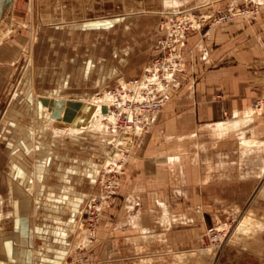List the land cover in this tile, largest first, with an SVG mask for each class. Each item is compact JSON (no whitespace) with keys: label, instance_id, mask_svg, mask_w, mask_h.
Wrapping results in <instances>:
<instances>
[{"label":"rangeland","instance_id":"obj_1","mask_svg":"<svg viewBox=\"0 0 264 264\" xmlns=\"http://www.w3.org/2000/svg\"><path fill=\"white\" fill-rule=\"evenodd\" d=\"M263 8L256 0H15L8 8L0 23V141L7 140L0 142V179L8 173L6 163L17 167L22 162L21 152L26 170L39 165L51 170L45 182L52 187L50 199L56 205L69 199L72 205L54 209L72 212L66 223L69 234L56 244L67 249L58 264L64 259L63 264H264V172L255 173L257 148L252 146L251 155L244 153L240 130L232 129L215 143L203 130L199 149L191 138L184 142L187 162L199 151V159L190 165L198 167L200 180L208 167L215 175L208 177V185H185L181 191L174 166L153 168L160 152L175 150L158 135L160 118L141 135L131 133L130 156L119 159L118 168L103 164L116 147L114 141L102 142L99 133L92 134L94 129L56 133L48 106L39 99L94 98L114 91L116 100L134 106L138 92L129 85L147 81L149 75L158 84L155 61L169 62L172 55L176 62L169 63L175 69L160 72L166 76L173 71L169 90H188L192 104L204 73L214 65L199 57L198 44L213 51L218 47L214 29L240 18L252 24ZM180 25L185 36L174 41ZM249 106L256 110L255 118L262 117L264 93ZM125 111L117 123L100 114L97 122H111L107 131L115 135L126 130ZM243 115L239 110L238 116ZM238 116L231 111L217 119ZM248 126L242 127L244 135L252 137ZM22 139L25 143H18ZM39 152L45 157L40 164ZM135 155L142 160L146 156L147 175L132 166ZM225 163L232 169L228 178L220 174ZM188 171L193 172L191 167ZM141 226L148 231L143 233Z\"/></svg>","mask_w":264,"mask_h":264},{"label":"crops","instance_id":"obj_2","mask_svg":"<svg viewBox=\"0 0 264 264\" xmlns=\"http://www.w3.org/2000/svg\"><path fill=\"white\" fill-rule=\"evenodd\" d=\"M256 1L261 4L264 3V0ZM212 37L215 43L218 44V47L213 51H210L208 46L204 44H198L199 57L208 59L215 66L213 65L211 70L204 73L200 81L201 87L192 95L194 96L191 100L192 104H189L191 93L187 95L185 92L188 90L182 89L176 92L177 88L171 87L168 92V103L161 109L154 122L156 124L160 118L158 121V135H160L162 142L167 143V148H175V150L166 153L160 152L159 158L156 160L151 156L154 160L153 168L156 166L155 171H159L164 167L163 164L174 166L175 169L173 170L180 178L178 180L181 184V191L185 189V185H208L211 182L208 177L211 174L215 175V171L208 167L206 168L207 172L203 173L206 178L204 181L200 180L198 167L190 165L199 159V151L197 150L198 152H194L190 157L192 163L187 162V152L182 151L184 142L191 138L199 149V145L204 142L200 141V136L204 134L203 130L208 131L206 132L212 143L225 139L230 132L219 137L213 132L212 128V125L216 122L228 121L217 119L221 113L245 110L256 97L264 93V8L252 24L240 18L231 24H226L222 29H214ZM193 41L194 39H191L190 42ZM206 119L210 121L206 122ZM252 122L256 137L264 140V115L255 118L254 114ZM89 129L91 130L89 127H84L81 131L91 133ZM249 131L251 132L250 129ZM6 141L1 139L0 142L5 143ZM18 143L24 144L25 141L24 139L18 140ZM168 143L171 144L168 145ZM255 151L256 155L253 156L254 158L252 157L255 161V173L260 175L258 172L261 169L260 162L264 157V147L255 149ZM55 152L56 150L53 153L54 159ZM146 153L144 154L147 155ZM38 154L37 160L40 164L45 157L44 153L40 154L39 152ZM172 154H177L179 161L169 163L167 157ZM129 156L130 154H128ZM21 157V160H19L22 162L19 165L17 164L18 168L13 163H6L8 173L0 179V197L6 198L11 192L13 198L10 205L5 201L0 204V264H58L67 249L56 244L62 243V240L69 234L66 223L69 222L68 218H71L72 212L71 210H65L62 212L63 214H58L54 209L57 206H64L68 209L72 205L69 199H63L57 205L50 199L49 192L52 191V187L45 184L47 175L51 174L49 168H41L39 165L38 168L32 166L31 170L27 168V171L24 168L26 156L23 152H21ZM65 157L66 155H64ZM128 157L121 160L126 161ZM145 159L146 156L142 160L139 155H135L131 161L132 166L136 165L142 169L143 173L141 175H147L149 170H146L147 163ZM189 167L193 171L191 174L188 171ZM231 172V166L225 163L223 173L220 174L228 178L231 176ZM189 175L192 178L188 180ZM63 187V189H66V185H63ZM225 189L229 190L230 186L225 185ZM132 196L134 195L131 194L130 198L133 200ZM133 201L136 202L135 199ZM160 201L165 205H162ZM135 202L134 204H137ZM159 204L166 210V202L159 199ZM64 213L66 214L64 215ZM165 213L167 214V212ZM58 224L63 226L60 228ZM64 260L61 264L64 263Z\"/></svg>","mask_w":264,"mask_h":264},{"label":"bare ground","instance_id":"obj_3","mask_svg":"<svg viewBox=\"0 0 264 264\" xmlns=\"http://www.w3.org/2000/svg\"><path fill=\"white\" fill-rule=\"evenodd\" d=\"M14 1L15 0H12L11 1V4H10V7L11 8H12V5H13V2ZM60 12H61V10H60ZM3 19H4V17L1 19L0 23L2 22ZM122 83L125 85L124 82H122ZM149 83H150V81H146L144 79V80H142V82H138L136 84L129 85V87L132 88V89H134L136 92H138L137 97H139L140 99L143 100V98H145L147 100H150L151 97L149 96V94H147V97H145V96L142 95V92L140 91L141 88L149 86ZM157 86L159 88H161V89L163 87V85L161 84V82L158 83ZM145 92H147V91H145ZM166 92H167V95L169 96V94H168L169 87L168 86H167ZM116 94L117 93H115L114 91H111V92H105L102 95L96 96L94 98H89V97L88 98L87 97L86 98H84V97H81V98H72L74 100H79V101H82V102H86L88 104H94L95 105V109H94V111H93V113H92L89 121L86 124H82V125H67V126L57 125V124L54 123L55 125H53V129H54V131L56 133H63V132H66L67 131L70 134H75V133L81 131V129L84 128V127H89L91 129H94V131L96 133H92V132L91 133L94 134V135H96V134L99 133L97 137L101 138L102 139L101 140L102 142H103V140L104 141L107 140L106 141V143H107L108 140H110L109 142L114 141V143L116 144V147H114L112 149V151L110 150L111 152L109 153V155H107L106 160H105V162L103 164H105V165H112L114 163V164L117 165V167H119V162L117 160H119V159H125L126 157H128V154H129L128 151H130L128 149H130V147L134 143V136L140 135V133H142L143 131L141 130V128L139 127V125H137L134 128L135 129L134 132H133L134 133L133 134L134 136L131 134L132 131H129V130H127V131L126 130H123L121 132H120V130H117V133L115 135H113L112 132L111 133H108V131H107V128H108L109 125H111V122L106 121V120H105L106 122L104 121L103 123L102 122H97V115H99V114L102 115L103 117H108V118L109 117H111V118L114 117V119H115L114 121L116 122V120H117V114L116 113L117 112L114 113L113 106L117 107V105H119V103H120V105H121L120 106V109L121 110H124L125 109V107L122 106V103L120 102V100H116V97H117ZM55 98H62V97H55ZM63 99H71V98H63ZM155 101H156V99H152V102L151 103H153ZM165 104L166 103H164V105ZM102 105H105L107 107V110L106 111H102L101 110ZM164 105H162V107L159 108V110L154 113L155 120L157 119V116L160 113L161 109L164 107ZM261 108H262L261 106H258L257 107L258 113H260ZM118 111H120V110H118ZM255 111L256 110L253 107L248 106L244 110V115L239 117L238 116L239 111L236 110L234 113H235V116H238L237 118H235L233 120H228L226 122H223V121L216 122L214 125H212L213 132L217 136L220 137V136L224 135L225 133L230 132L232 129H235L236 131L237 130H240L237 134H241L239 138L241 140V143L243 144L242 146H244V151H245L244 153L245 154H251L255 150V149L254 150L253 149L250 150L252 148V146H256L257 149L264 147V140L258 139L256 137L255 130L253 128L254 125H252V123H253L252 120H254V112ZM155 120L153 121V123L155 122ZM53 122H55L54 119H53ZM246 125H249L250 126L249 129L252 132V137H248V136H245L244 135L245 130L242 129V127H244ZM109 129H110V127H109ZM194 133H195V131H194ZM100 134H103V135H100ZM103 136L106 137V138H102ZM236 137H238V136L236 135ZM241 143H239V144H241ZM260 156H262V155H260ZM167 160H168L169 163H174V162L179 161V156L177 154H175V155L172 154V155H170V156L167 157ZM260 168L261 169H260V171L258 173H260V175H262V172H264V157L262 158V160L260 162ZM4 201H5V203L7 202L8 205H10L13 202V198L11 197V192H9V194L6 196V198L0 197V204L1 203H4ZM160 203L162 205H165L161 201H160ZM0 217H1V213H0ZM164 219L167 220V221H169L170 220V217H168V215L165 213L164 214ZM135 225H136V223H135ZM142 230H143V233L148 231V229L146 227H142ZM83 240H85V239L83 238Z\"/></svg>","mask_w":264,"mask_h":264},{"label":"built area","instance_id":"obj_4","mask_svg":"<svg viewBox=\"0 0 264 264\" xmlns=\"http://www.w3.org/2000/svg\"><path fill=\"white\" fill-rule=\"evenodd\" d=\"M242 13H238L236 15H241ZM235 15V14H234ZM226 17H230V15H227ZM184 22V21H183ZM174 33L178 32V35L176 34V40L174 41H178L181 38H184L182 36H185V30H184V25L183 26H179L176 29V32L174 29H172ZM183 40V39H181ZM169 62H176V56H168ZM169 62H165L163 59L157 58L153 67V71L156 73L154 79H158L159 78V83L161 82V84L163 85L162 89L159 88L157 86V84H153V80L150 79V75H149V79L147 78V81H150L149 86L145 87L144 90H142V95L147 97V94H149V96L151 97L150 100H147L145 98L140 99L139 97H136V101L138 103H134V106H130L131 103H129V100L126 101L127 105L125 106L122 103V106L125 107V109H128V117L127 118V127H126V131H132L134 132V128L139 125V127L141 128V130H143L146 126L150 125L151 123H153V121L155 120V116L154 113L157 112L159 110V108L162 107V105H164V103L167 102L168 100V95H167V86H169V83L173 80V71L170 73V75H166L161 71V69H164L165 71L167 70H174L175 66H171V64ZM172 67V68H171ZM163 75V77H162ZM152 80V81H151ZM152 86H155L157 89L154 90V88H151ZM147 91V92H145ZM152 99H156L155 102H152ZM121 102V101H120ZM120 103L119 105H117V107H115L116 109V114L117 117L120 116V113H124L127 112L124 110L120 109ZM258 106V105H257ZM120 110V111H118ZM119 113V114H118ZM117 123V120H116ZM134 134V133H133Z\"/></svg>","mask_w":264,"mask_h":264},{"label":"water","instance_id":"obj_5","mask_svg":"<svg viewBox=\"0 0 264 264\" xmlns=\"http://www.w3.org/2000/svg\"><path fill=\"white\" fill-rule=\"evenodd\" d=\"M11 1L0 0V21L10 7ZM39 99L48 106V111L51 118L55 120V124L62 126L86 124L95 109L94 104L74 99L45 96H40ZM101 110L106 111L107 107L102 105Z\"/></svg>","mask_w":264,"mask_h":264}]
</instances>
